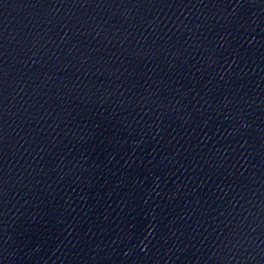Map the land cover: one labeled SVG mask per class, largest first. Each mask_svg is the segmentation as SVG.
<instances>
[{"label": "water", "instance_id": "95a60500", "mask_svg": "<svg viewBox=\"0 0 264 264\" xmlns=\"http://www.w3.org/2000/svg\"><path fill=\"white\" fill-rule=\"evenodd\" d=\"M0 264H264V0H0Z\"/></svg>", "mask_w": 264, "mask_h": 264}]
</instances>
